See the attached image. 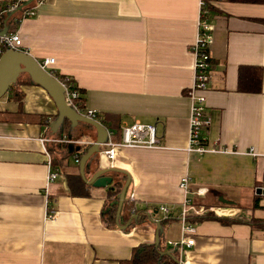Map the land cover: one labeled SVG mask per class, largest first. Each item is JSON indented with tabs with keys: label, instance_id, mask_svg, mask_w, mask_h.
<instances>
[{
	"label": "crops",
	"instance_id": "1",
	"mask_svg": "<svg viewBox=\"0 0 264 264\" xmlns=\"http://www.w3.org/2000/svg\"><path fill=\"white\" fill-rule=\"evenodd\" d=\"M11 1L0 0V7ZM199 1L36 0L5 16L1 28L19 32L22 52L38 61L55 58L56 75L75 80L84 110L99 113L113 142H121L124 126L141 122L157 127L165 148H119L113 160L100 154L91 161L89 177L99 166L131 177L125 203L142 211L129 217L124 204L119 228L115 192L126 176L111 174L114 189L83 179L71 187L80 174L77 153L94 143L95 130L82 133L80 124L71 137L53 135L54 101L20 77L0 98V264H121L153 246L154 221L162 223L159 251L173 253L177 264H264V216H255L264 209V5L220 0L212 6L205 144L235 152L199 155L186 151ZM243 67L263 70L261 93L239 91ZM44 137L65 140L46 145L61 172L48 195ZM186 176L188 194L180 187ZM186 201L194 207L187 222L196 228L195 245L177 249L169 242L182 238ZM241 207L253 211L251 218L238 216ZM48 210L56 216L47 218Z\"/></svg>",
	"mask_w": 264,
	"mask_h": 264
},
{
	"label": "built area",
	"instance_id": "2",
	"mask_svg": "<svg viewBox=\"0 0 264 264\" xmlns=\"http://www.w3.org/2000/svg\"><path fill=\"white\" fill-rule=\"evenodd\" d=\"M28 0H12L8 5L0 7V31H2L1 25L5 16L11 12H15L20 6ZM220 0H200V13L197 21V37L192 45V51L194 56V82L193 86L188 91V97L191 101L190 118H189V135L188 146L186 151L188 153H196L199 155L207 153H219V154H231L235 151H231L227 148H209L206 146L205 130L210 125V119L206 116V105L208 86L213 79V64L211 57V47L214 44V18L212 15V6L216 5ZM34 16V12L27 11L26 17ZM8 28V33L0 37V57L6 51H19L22 52V40L18 31H12ZM55 58H44L39 61L40 66L51 73L63 86L65 91V98L67 104L75 109L77 112L83 114L87 118L94 120L102 124V118L96 111L82 110L81 109V95L80 90L75 82L68 76L61 79L56 72L52 69L55 64ZM109 140L106 144L101 146V155L113 160L116 156V151L119 148H131V149H164L165 146L161 144V139L157 134V127L155 125L143 124L141 122H135L132 125H126L122 128V140L121 142H113L111 134L108 132ZM65 140H57L52 138H41L43 150L48 157V175H47V194L49 193L48 187L51 183L55 182L60 176L61 172L53 165L51 155L46 149V145L49 143H62ZM250 156H257L250 150L248 153ZM77 159V163H79ZM190 178L188 176L182 178L180 187L188 194ZM198 194H204L203 190H199ZM47 199L46 204L49 205ZM166 217H168L169 210L165 207L161 208ZM191 210L194 207L189 201L185 202L183 209V234L180 241L169 242L172 247L177 249H183L184 246L192 247L195 245L194 234L196 228L189 225L187 220ZM199 213V212H197ZM55 212L47 211V218H54ZM180 264H186L181 261Z\"/></svg>",
	"mask_w": 264,
	"mask_h": 264
},
{
	"label": "water",
	"instance_id": "3",
	"mask_svg": "<svg viewBox=\"0 0 264 264\" xmlns=\"http://www.w3.org/2000/svg\"><path fill=\"white\" fill-rule=\"evenodd\" d=\"M34 1L36 0H28L24 2L17 11L9 13V16H13L17 12H21L23 8L30 6ZM7 33L8 28L3 29L0 31V37L6 35ZM22 75H27L32 84L43 88L54 101L58 110V115L56 119L50 124V131L53 135L60 134L61 136H64L66 132V137H71L72 132L75 131L80 124L95 130L96 137L94 143L87 149L79 161V171L81 178L88 186L95 188L109 187L114 189L115 177L111 176V174L116 173L126 176L127 180L121 189L117 209L116 222L119 228H121L122 226L120 225V219L127 197V192L131 183V177L122 170L115 168L104 169L101 168V166H99V169L94 174H92V176L89 177L87 175V170H90L91 168V161L93 158L100 155L101 146L106 144L109 140L108 130L103 124L87 118L83 114L70 107L66 102L65 91L61 83L51 73L44 70L40 66L37 59L25 52L10 50L6 51L0 57V98L6 95L11 90V87L15 86L19 82ZM67 123L70 124L68 129H66ZM257 193L261 194L262 191L258 190ZM221 201L225 202L223 199H221ZM158 212L159 211H157L156 214H158ZM135 219H138V217H133L126 227L128 228L131 222ZM154 223L157 225L156 240L153 244L154 248L159 252L161 257L168 255L176 263H178V260L175 258L173 253L165 254L159 251L160 230L162 223L158 221H154Z\"/></svg>",
	"mask_w": 264,
	"mask_h": 264
},
{
	"label": "trees",
	"instance_id": "4",
	"mask_svg": "<svg viewBox=\"0 0 264 264\" xmlns=\"http://www.w3.org/2000/svg\"><path fill=\"white\" fill-rule=\"evenodd\" d=\"M234 3H249V4H260L264 5V0H229ZM58 75V74H57ZM61 79H63L65 76L59 75ZM262 85H263V70L258 67H243L241 68L240 76H239V91L242 92H249L258 94L262 91ZM81 102V109L84 111V99L81 96L80 99ZM103 116V115H102ZM103 118H107V116H103ZM69 127V123L66 124ZM115 130H117L119 133L118 126H114ZM91 130H94L90 128ZM87 150H84L82 152L77 153V157L81 158L82 155ZM82 185V178L79 174L77 178L70 181L71 187L75 188L76 185ZM116 195L120 193V189L116 190ZM259 201L258 199L254 203V208L258 209ZM125 210L127 215L130 217L134 213H138L142 210L138 209L135 205V203H130L129 201H126L125 203ZM211 215H214V213H210ZM121 264H177L172 259L168 258H162L159 255V252L154 248V246H142L134 251L133 258L128 261H122Z\"/></svg>",
	"mask_w": 264,
	"mask_h": 264
},
{
	"label": "rangeland",
	"instance_id": "5",
	"mask_svg": "<svg viewBox=\"0 0 264 264\" xmlns=\"http://www.w3.org/2000/svg\"><path fill=\"white\" fill-rule=\"evenodd\" d=\"M21 78L23 79V78H27V76L26 75H23V76H21ZM81 128H82V133H89L90 132V130L91 129H89V128H87L85 125H83V124H81ZM263 204H264V201L262 202ZM243 207H245V208H247V207H249V206H243ZM246 211V209H244V208H242L241 207V209H239V214H238V216H243V218H246V219H249V218H251V216H252V214H250V213H253V211L251 210H248L247 212H245ZM245 212V213H244ZM255 216L256 217H263L264 216V209H262V208H260V209H258L257 211H255Z\"/></svg>",
	"mask_w": 264,
	"mask_h": 264
}]
</instances>
